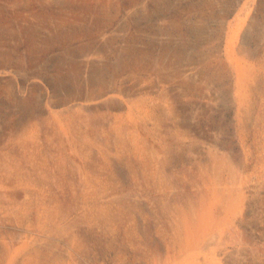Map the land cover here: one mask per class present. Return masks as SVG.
Here are the masks:
<instances>
[{
	"label": "rangeland",
	"instance_id": "374dc122",
	"mask_svg": "<svg viewBox=\"0 0 264 264\" xmlns=\"http://www.w3.org/2000/svg\"><path fill=\"white\" fill-rule=\"evenodd\" d=\"M0 264H264V0H0Z\"/></svg>",
	"mask_w": 264,
	"mask_h": 264
},
{
	"label": "bare ground",
	"instance_id": "6f19581e",
	"mask_svg": "<svg viewBox=\"0 0 264 264\" xmlns=\"http://www.w3.org/2000/svg\"><path fill=\"white\" fill-rule=\"evenodd\" d=\"M50 237V236H49Z\"/></svg>",
	"mask_w": 264,
	"mask_h": 264
}]
</instances>
